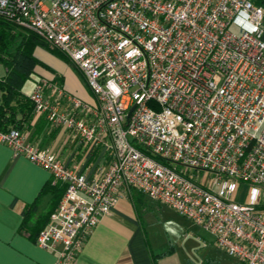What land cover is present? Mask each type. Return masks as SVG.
I'll use <instances>...</instances> for the list:
<instances>
[{"label":"built area","instance_id":"obj_1","mask_svg":"<svg viewBox=\"0 0 264 264\" xmlns=\"http://www.w3.org/2000/svg\"><path fill=\"white\" fill-rule=\"evenodd\" d=\"M83 76L92 103L39 79L34 116L84 158L70 167L0 129V144L48 171L63 195L38 247L73 264L130 190L208 233L234 264H264V7L253 0H0ZM247 186L245 202L232 200Z\"/></svg>","mask_w":264,"mask_h":264},{"label":"crops","instance_id":"obj_2","mask_svg":"<svg viewBox=\"0 0 264 264\" xmlns=\"http://www.w3.org/2000/svg\"><path fill=\"white\" fill-rule=\"evenodd\" d=\"M253 1L264 7V0ZM38 51L45 53L43 58L41 54L36 56ZM33 55L42 65L34 68L33 75L23 85L21 91L25 96L28 97L37 80H57L67 94L92 103L93 97L83 76L80 79L72 76L73 67L65 60L43 46H37ZM56 58L64 61L63 66ZM4 73L5 69L0 65V80ZM20 132L28 137L31 144L52 151L67 166L79 169L85 161L74 150L65 132L52 128L44 117L34 116L29 126L24 125ZM50 180L48 171L22 156L14 155L7 146L0 144V264L56 263V253L38 247L36 237L31 238L27 229L37 216L46 212L50 204L49 195L39 199L35 216L26 228H21L25 208L35 202ZM159 212L160 209L152 211L146 202H140L135 207L129 196L120 199L111 213L104 216L91 232L73 264H165L172 252H157L160 244H153L150 239V227L155 220L149 215L154 213L159 216Z\"/></svg>","mask_w":264,"mask_h":264},{"label":"trees","instance_id":"obj_3","mask_svg":"<svg viewBox=\"0 0 264 264\" xmlns=\"http://www.w3.org/2000/svg\"><path fill=\"white\" fill-rule=\"evenodd\" d=\"M37 46L46 47L34 34L26 33L14 25L0 20V65L5 69L4 77L0 80L1 130L14 128L21 131L24 125L29 126L34 117L33 105L21 90L33 75L34 68L37 65H42L33 55ZM48 50L75 68L61 53ZM63 191V185L58 182L53 183L51 179L43 186L35 202L25 208L24 220L21 225L23 229L35 216L39 199L45 195L50 196V204L46 212L37 216L33 225L27 228L31 238L36 237L39 231L45 227L49 216L57 207ZM132 192L133 190H130L129 199L136 207L140 200Z\"/></svg>","mask_w":264,"mask_h":264},{"label":"rangeland","instance_id":"obj_4","mask_svg":"<svg viewBox=\"0 0 264 264\" xmlns=\"http://www.w3.org/2000/svg\"><path fill=\"white\" fill-rule=\"evenodd\" d=\"M35 54L36 56L41 54L43 58L45 53L42 54L41 51H38ZM43 61L47 63L45 59ZM56 61L59 65L64 62L57 58ZM71 72L72 76H76L78 79L82 76L76 68L71 69ZM132 193L138 197L140 202H146L152 211L160 209L159 216L154 213L149 215L151 219L155 220L150 227V239L153 244L155 242L160 244L161 248L157 252H172L170 259L165 260V264H234L230 257L215 247L214 240L208 233L170 209L158 205L137 192L133 191ZM248 197L249 188L242 186L238 187L231 198L233 201L245 202ZM141 217L144 216L141 214Z\"/></svg>","mask_w":264,"mask_h":264}]
</instances>
